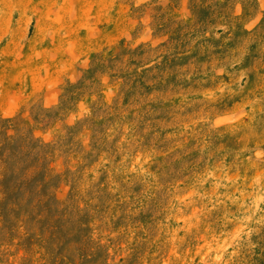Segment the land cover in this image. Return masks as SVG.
<instances>
[{
    "label": "rangeland",
    "instance_id": "obj_1",
    "mask_svg": "<svg viewBox=\"0 0 264 264\" xmlns=\"http://www.w3.org/2000/svg\"><path fill=\"white\" fill-rule=\"evenodd\" d=\"M0 264H264V0H0Z\"/></svg>",
    "mask_w": 264,
    "mask_h": 264
}]
</instances>
